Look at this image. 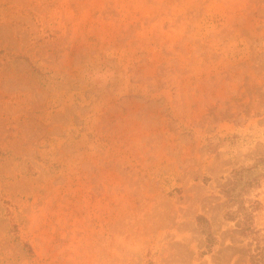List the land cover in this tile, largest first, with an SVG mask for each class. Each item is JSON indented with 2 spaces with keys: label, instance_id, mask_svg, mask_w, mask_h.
<instances>
[{
  "label": "rangeland",
  "instance_id": "obj_1",
  "mask_svg": "<svg viewBox=\"0 0 264 264\" xmlns=\"http://www.w3.org/2000/svg\"><path fill=\"white\" fill-rule=\"evenodd\" d=\"M245 228L264 264V0H0V264H253Z\"/></svg>",
  "mask_w": 264,
  "mask_h": 264
},
{
  "label": "crops",
  "instance_id": "obj_2",
  "mask_svg": "<svg viewBox=\"0 0 264 264\" xmlns=\"http://www.w3.org/2000/svg\"><path fill=\"white\" fill-rule=\"evenodd\" d=\"M231 212L230 211H227L225 216L227 217V219H230L231 218ZM243 214L245 215V217L248 216V214L243 211ZM209 218L208 217H205L204 215H201V214H197L196 217H195V221H196V225L198 227V229L201 231V233L205 236V239H206V244H205V248L207 249L210 244H211V241L213 238H215L213 235H212V226H211V223H210V219L208 220ZM249 228V226H247ZM246 229V228H245ZM246 231H249L246 229ZM249 237H253V239L256 241V243L259 245V254L256 255V254H252L250 255V260L253 264H261L262 262V251H261V248H262V238H261V233L257 232L256 229L254 228H251L250 231H249Z\"/></svg>",
  "mask_w": 264,
  "mask_h": 264
}]
</instances>
